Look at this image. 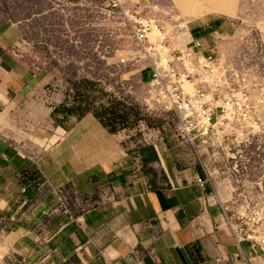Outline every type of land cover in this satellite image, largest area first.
<instances>
[{
  "label": "crops",
  "instance_id": "obj_1",
  "mask_svg": "<svg viewBox=\"0 0 264 264\" xmlns=\"http://www.w3.org/2000/svg\"><path fill=\"white\" fill-rule=\"evenodd\" d=\"M21 40L0 21V264H251L261 254L237 242L218 185L200 188L196 167L159 157L154 181L92 113L58 110L49 69ZM21 121H35L38 155L17 143Z\"/></svg>",
  "mask_w": 264,
  "mask_h": 264
},
{
  "label": "rangeland",
  "instance_id": "obj_2",
  "mask_svg": "<svg viewBox=\"0 0 264 264\" xmlns=\"http://www.w3.org/2000/svg\"><path fill=\"white\" fill-rule=\"evenodd\" d=\"M141 10L142 15L152 12L169 38L201 26L207 33L206 47H212L213 34L220 33L218 58L228 81L246 75L254 90L255 79L264 85V0H128L121 8L111 6V0H0V21L18 25L26 57L34 66L49 69L51 90L63 96L60 107L80 100L100 108L111 96L138 107L144 120L117 134L129 154L141 158L140 146H152L159 157L181 168L196 167L209 183L226 191L231 217L235 211L229 191L264 185V134L232 138L224 147L206 148L210 152L205 148L197 152L183 143L174 116L165 113L151 94L148 71L141 80L140 50L131 33L132 20ZM217 21L223 29L213 24ZM82 80L94 86L77 90L74 84ZM20 124V130H12L18 133L17 143L38 155L42 140L35 121ZM158 161L146 169L142 163L141 170L154 181L162 178ZM251 264H264V256H253Z\"/></svg>",
  "mask_w": 264,
  "mask_h": 264
},
{
  "label": "built area",
  "instance_id": "obj_3",
  "mask_svg": "<svg viewBox=\"0 0 264 264\" xmlns=\"http://www.w3.org/2000/svg\"><path fill=\"white\" fill-rule=\"evenodd\" d=\"M127 1L111 0V6L121 8ZM142 14L143 10L137 12L131 24L143 65L141 80L148 71L146 81L153 98L165 113L174 116L177 133L187 147L210 152L206 148L224 147L232 138L264 134V85L255 79L254 90L246 75L237 82L228 81L218 58L220 33L213 34L212 47L193 38L189 29L190 39L169 38L152 12ZM133 163L135 171L142 169L140 157H134ZM208 182V176L197 177L202 189ZM224 195L222 189L217 197ZM228 195L235 214L228 217L226 213L225 218L237 242H248L252 251L259 249L264 256V185L233 189ZM228 208L226 205V212Z\"/></svg>",
  "mask_w": 264,
  "mask_h": 264
},
{
  "label": "trees",
  "instance_id": "obj_4",
  "mask_svg": "<svg viewBox=\"0 0 264 264\" xmlns=\"http://www.w3.org/2000/svg\"><path fill=\"white\" fill-rule=\"evenodd\" d=\"M194 38H198V35L193 34ZM81 85L85 87H93L94 83L87 80H82L78 84L75 83L74 87L79 90ZM58 110H62L66 113H75L79 116L92 113L98 121L108 129L111 134H118L121 131L134 128L137 126L143 118L141 110L127 103L125 100H121L117 97H110L107 105H103L100 108H94L89 103H84L80 100H76L71 106L64 104ZM139 153L143 163V168L146 169L151 163L159 160V155L152 146H140ZM153 172V169H150Z\"/></svg>",
  "mask_w": 264,
  "mask_h": 264
},
{
  "label": "bare ground",
  "instance_id": "obj_5",
  "mask_svg": "<svg viewBox=\"0 0 264 264\" xmlns=\"http://www.w3.org/2000/svg\"><path fill=\"white\" fill-rule=\"evenodd\" d=\"M186 35H189V34H187V32H184V33L180 34V37L182 39H190V35H189V37H186Z\"/></svg>",
  "mask_w": 264,
  "mask_h": 264
}]
</instances>
